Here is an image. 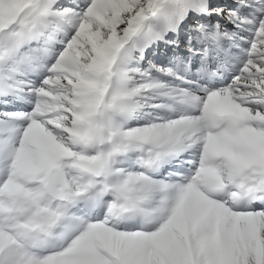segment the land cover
I'll use <instances>...</instances> for the list:
<instances>
[{
	"label": "snow or ice",
	"instance_id": "1",
	"mask_svg": "<svg viewBox=\"0 0 264 264\" xmlns=\"http://www.w3.org/2000/svg\"><path fill=\"white\" fill-rule=\"evenodd\" d=\"M0 264H264V0H0Z\"/></svg>",
	"mask_w": 264,
	"mask_h": 264
},
{
	"label": "rangeland",
	"instance_id": "2",
	"mask_svg": "<svg viewBox=\"0 0 264 264\" xmlns=\"http://www.w3.org/2000/svg\"><path fill=\"white\" fill-rule=\"evenodd\" d=\"M163 52H164V49L162 48V49H161V54H163Z\"/></svg>",
	"mask_w": 264,
	"mask_h": 264
}]
</instances>
